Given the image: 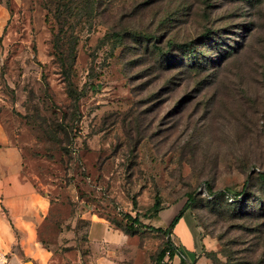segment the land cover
I'll return each mask as SVG.
<instances>
[{
  "label": "rangeland",
  "instance_id": "rangeland-1",
  "mask_svg": "<svg viewBox=\"0 0 264 264\" xmlns=\"http://www.w3.org/2000/svg\"><path fill=\"white\" fill-rule=\"evenodd\" d=\"M73 111L69 136L48 133ZM0 130L22 179L49 199L33 229L41 264H154L166 239L154 228L188 193L205 242L192 264L252 261L264 0H0ZM244 184L241 207L206 200ZM92 222L112 236L91 242ZM14 233L21 250L26 233ZM174 233L187 241L182 225Z\"/></svg>",
  "mask_w": 264,
  "mask_h": 264
},
{
  "label": "crops",
  "instance_id": "crops-1",
  "mask_svg": "<svg viewBox=\"0 0 264 264\" xmlns=\"http://www.w3.org/2000/svg\"><path fill=\"white\" fill-rule=\"evenodd\" d=\"M10 150L12 149L10 148ZM10 150H7L5 146L0 147V264H22V258L27 255L36 259L37 264H41L43 253L38 242L32 243L33 229L39 221L38 219L43 217L48 210L49 199L29 181L22 179L19 166L15 164L19 159L17 156H15L16 159H13ZM10 157L16 166L14 171L12 168L9 169L6 161L11 160ZM168 211L164 216L167 223L177 213L178 208H169ZM180 225L183 226L187 235V241L176 240L174 230L176 226ZM15 228L26 233V237L21 239V250L15 248ZM111 236L112 233L104 223L92 222L89 231L91 242L102 238L109 239ZM171 238L177 251L168 262L169 264H192V259L200 258L199 252L205 242L199 236L189 210L175 225Z\"/></svg>",
  "mask_w": 264,
  "mask_h": 264
},
{
  "label": "trees",
  "instance_id": "trees-1",
  "mask_svg": "<svg viewBox=\"0 0 264 264\" xmlns=\"http://www.w3.org/2000/svg\"><path fill=\"white\" fill-rule=\"evenodd\" d=\"M182 47H189V44H181ZM80 93H78L73 87H71V85H69V96L72 99V105L75 106L79 100V96ZM75 110V108H74ZM73 116L68 120V122L63 123V124H58V123H54L53 126L56 128V130L54 131H49L48 133H51V135L53 137H56L55 131L61 132L63 133L65 136H69L72 132L73 129L75 128V123L73 121V119L77 118L75 111L72 112ZM61 142V140L59 141V143ZM256 175L258 176V179L264 181V172L257 170ZM207 201H215L216 203L222 205L223 207L225 205L228 206H234V207H241L243 204H245V202H247L248 199V195H247V189L245 184L243 185V187L241 188V190L239 191H231L230 189H223L221 191H207ZM186 200L184 201V203L182 204V206L180 207V209L177 211V213L171 218V220L169 221V223L164 226V227H156L154 228V230L159 231V232H163L165 235V240L163 242V246L160 249V251L158 252L157 256H156V260L155 262H158L159 260H161L166 251H169V255H170V259L176 254V247L174 246L173 242H172V238L171 235L173 233V229L175 227V225L178 223V221L181 219V217L183 216V214L187 211L190 210L195 197L193 193H188L186 194ZM224 202H222V201ZM261 200V204L260 208L258 209L257 212H254V215L251 217H255L258 219V222L255 225V228H250V230H252V235L256 238V246L258 244V247L254 249V252L256 250L260 251V253H258L256 258H253V260H248L242 264H264V201L262 202ZM222 203V204H221ZM225 204V205H224ZM152 209H154L155 213H159L160 211H162V209H164L163 207L160 206V199L158 196H155L154 202L151 206ZM226 214L229 213L228 210L224 211ZM234 218H242L245 217L243 215L237 216L234 215ZM126 220L128 221L129 225L133 226V225H142V222H140L139 218L137 215L135 216H131L126 214L125 216ZM252 236V238H253ZM202 249H204V247H202ZM182 262H184V260H182ZM169 264V263H167ZM236 264H239V262H237Z\"/></svg>",
  "mask_w": 264,
  "mask_h": 264
},
{
  "label": "built area",
  "instance_id": "built-area-1",
  "mask_svg": "<svg viewBox=\"0 0 264 264\" xmlns=\"http://www.w3.org/2000/svg\"><path fill=\"white\" fill-rule=\"evenodd\" d=\"M169 261H170L169 251H166L164 257L158 262H155L154 264H167Z\"/></svg>",
  "mask_w": 264,
  "mask_h": 264
},
{
  "label": "bare ground",
  "instance_id": "bare-ground-1",
  "mask_svg": "<svg viewBox=\"0 0 264 264\" xmlns=\"http://www.w3.org/2000/svg\"><path fill=\"white\" fill-rule=\"evenodd\" d=\"M26 264H29V263H26Z\"/></svg>",
  "mask_w": 264,
  "mask_h": 264
}]
</instances>
